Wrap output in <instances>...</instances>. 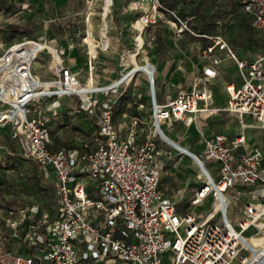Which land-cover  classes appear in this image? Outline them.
I'll use <instances>...</instances> for the list:
<instances>
[{
	"label": "built area",
	"instance_id": "2783aa9c",
	"mask_svg": "<svg viewBox=\"0 0 264 264\" xmlns=\"http://www.w3.org/2000/svg\"><path fill=\"white\" fill-rule=\"evenodd\" d=\"M145 1L131 0L127 8L139 10L135 28L140 34L169 14L177 34L189 31L211 43L202 48L206 61L194 85L165 103L150 85L151 119L146 122L139 114L133 115L126 133L115 122L112 104L106 103L99 117L98 140L83 138L75 146L54 149L44 109L66 95L76 96L79 107L90 111L100 104V95L110 84L85 82L68 65L59 47L52 50L42 45L47 39L24 35L0 49V124L10 125L14 137L24 140L25 156L51 169L58 180L53 209L44 206L38 217H29L27 209L10 208L3 216L0 264H81L92 260L107 264H264V148L249 146L246 130L250 124L244 119L250 116L264 129V50L253 58L241 57L223 33H197L177 9L161 0ZM240 1L254 28L264 33V0ZM113 3L109 1L106 9L105 0L99 14L100 29ZM94 15L87 11L82 37L91 60L98 51L110 48V41L101 33L95 36ZM138 42L136 36L133 48ZM221 51L233 59L237 81L226 83L228 99L219 107L213 103L209 85L218 76V65L224 59ZM42 53L48 56L50 75L36 71ZM144 63L152 68L153 76L157 65L149 60ZM140 72L151 78L140 67L134 77ZM123 73L112 82L114 86L129 87ZM218 111L237 114L240 129L235 134L219 131L207 135L199 130L203 144L198 151L175 141L177 153L188 155L203 178L188 198L186 209H181V198H172L161 187L162 156L172 153L161 142L168 139L165 124H188L197 116ZM144 130L146 135L140 138ZM232 202H241L243 210L235 223L229 215ZM205 203L210 207L199 211Z\"/></svg>",
	"mask_w": 264,
	"mask_h": 264
},
{
	"label": "rangeland",
	"instance_id": "374dc122",
	"mask_svg": "<svg viewBox=\"0 0 264 264\" xmlns=\"http://www.w3.org/2000/svg\"><path fill=\"white\" fill-rule=\"evenodd\" d=\"M109 1L111 0H106V9H109ZM130 1L131 0H113L114 3L112 6H110L114 14V21L116 22V24L118 23L117 31L120 45L117 51L120 52V60L117 64L109 60L108 62H106L107 68L111 69L110 72H102V70L100 72L99 67L98 72L100 74V79L97 80L98 83H96L101 85L110 84V89L106 92L103 102L112 104L115 111L114 113L116 116V122L120 124L122 129L125 131L130 128L132 122L131 117L135 114H141V104H144L148 111L151 110L152 103L151 94L149 91L150 78L145 72H140V74L138 73V75L135 77V81L133 80L134 82H131L132 85L131 83L129 84L128 88H126L125 84L121 85L120 87L116 85L114 86L112 82L115 79H120L122 77V72H124L123 77L127 81V83L130 82L134 77L133 73L137 67L142 68L151 76L152 68L148 67V65L146 66V63L144 62L146 61L147 57L153 56L152 49L153 44L156 41H158L159 43L160 59L163 60L169 58L170 56L168 50L171 49V47L168 46V42H166L164 39L163 30H161V32L159 33V31H155V28L151 26H146L144 30L145 40L143 38V35L138 34V45L135 49L131 48V43L129 42L135 40L136 36L134 37L130 30L135 29L134 27L136 19L139 17L140 12L139 10L127 9L128 3ZM147 1L150 2V0ZM185 1L189 2L192 8L195 7L193 3L199 1L200 4H202V9L205 8L204 13L202 14L203 20L205 19L204 26L207 28H211V30H218V32H222L228 39V41L237 48L242 57L253 58L256 53L264 50V33L259 30L257 31L260 32V34H257V32L254 33V29L251 24L252 20L248 15H244V10L242 9L239 0ZM210 4H213L212 9H206V6H209ZM104 5L105 0H0V49H4V46L7 42H10L15 38H20L21 36L27 35L28 37L47 39V41H42V45H48L52 50H55L56 46L59 47L60 51L64 52L67 61H69L71 54L76 52L75 48H77L81 54L85 55L87 48H85L84 45L80 44V42H83L82 37L85 33L86 13L88 10L94 11V19H96L95 23H99L101 21L99 14L101 10H103ZM215 5H218L219 8L215 7ZM221 16L223 19L219 20L220 22L219 24H217L218 27H216V25L212 23V21H215ZM108 17L106 19L104 18L105 26L100 30V33L104 36L105 39L107 35H110V33L107 34L110 23ZM170 17V15L163 16L162 18L164 20L161 18V23L165 25L172 24L169 21ZM183 18H185V15ZM191 20L192 19H188V24L193 30H195V32L203 30L201 28L198 29L199 27L197 28V25L192 24ZM164 26H162L161 28L164 29ZM172 26L174 29V31L172 32L173 40L183 45L182 49L184 50V56L182 57V61L193 59L197 63L198 60L201 59V56L203 58H206V56L203 55V51L202 49H200V47L203 48L204 46H206V44L211 43L210 39L194 35L189 31H185L188 34L187 39L184 40V37H182L181 39L177 40L176 36H178L179 34L176 33V29L173 24ZM126 28L130 29L125 30L124 32L125 36L128 39L127 43L129 46V59L127 54H125L123 44V30ZM89 32L91 33V28H89ZM143 42L145 44L142 50L143 52L141 53L142 57L140 56V58H138L137 55ZM73 43H75V47L71 48V45H73ZM186 47L190 49H186ZM91 50L93 52L95 51L93 45H91ZM42 56V59L39 58L37 60L36 71L40 75H50L51 71L48 67V56H46L44 53H42ZM186 64L188 65V63ZM178 65L179 68H183L182 70H184L185 74L188 73L189 68L184 66V64L178 63ZM174 66L177 65L172 61L170 63L165 62L160 68L161 71H165V77L161 81L159 79H156L154 83V85L159 88L157 91V98L159 100L170 98L176 92L179 93V91L181 90H189V88L195 83V80L193 79L185 81L182 85L181 82H176V80L172 78V71L174 70ZM80 68L84 72L86 77L87 70L85 64H82ZM227 70L230 69L228 68ZM233 72L230 73V76L232 75L237 77V70ZM156 76H158L157 73ZM90 80L93 81V77H91ZM229 80L232 79L226 78L225 81ZM234 80H237V78H235ZM84 81L89 82V80L86 78L84 79ZM216 83L217 87L219 88V97L220 99H223L225 93L222 86V80H217ZM212 86H214V84L209 85V87ZM67 99L68 98L66 95L60 96L57 104L62 105L66 103ZM114 99H116V102H114ZM51 101L54 100L52 99ZM42 105L44 107L45 102H43ZM148 118H151V114L148 115ZM69 123L77 126L80 122ZM202 123L203 122H191L188 124L179 123L174 127L173 133H170V135H172V137L175 139H177V137L179 136L183 140L184 146L186 145V141H188L190 148L198 151L199 147L201 148L203 143L200 140L201 137L199 132L197 131L198 128L196 127V124L200 128L199 130H203L205 132V125L203 126ZM236 123L237 122H235L234 120L228 122L229 127H234ZM168 124L174 123L168 122ZM222 125L225 124L216 123L215 125L210 126L220 128L222 127ZM55 128L58 129V131H54L53 134L55 143V139L57 138H61L63 140V143H67L69 139H73V137L76 136V127L70 126L67 130L64 131L59 130L58 126H56ZM250 130L253 131V134L251 136H258V132L260 131V129H254L251 127ZM250 130L248 131L249 133ZM166 140L167 142L163 140L161 142L167 146V150L171 149L172 153L169 154L168 152H166L162 156L164 171L161 186L162 188L164 187L166 189L167 193H169L170 195H174V198H181L179 207L181 209H186V207L188 206V198L193 193L191 190L192 187L196 189L203 178L200 179L199 177V169L197 167V164L185 153H177V150H175V147L170 142V140ZM19 147L20 148L18 150H20L21 152H25L23 142L19 143ZM18 163L22 162L18 161ZM21 167L23 169L27 167L28 183L29 181H31V183L28 184L27 188L28 194H30L29 192H31V194H36L40 191H43V193L41 192L43 195L41 197V201L44 204L48 205L47 208L53 209L57 205V193L51 186H49L48 189L44 190L40 187V174L42 173H37L38 164L33 159H28V162H25V164ZM9 169H15L18 171L20 167L19 165L14 166L13 164L8 162V158L6 159L2 157L0 163V227L4 225L2 221V214L5 209L15 208L25 203L24 201H21L19 199L20 192H15L11 187L9 188L6 185L3 174L9 172ZM209 207L210 203H205L204 205L199 206V208L197 209L201 211L203 209L207 210ZM229 215L233 223H235L236 217L243 215L241 202L231 203L229 208ZM245 235H249V232H247ZM258 241L260 240L254 239V242Z\"/></svg>",
	"mask_w": 264,
	"mask_h": 264
},
{
	"label": "crops",
	"instance_id": "0c3cea01",
	"mask_svg": "<svg viewBox=\"0 0 264 264\" xmlns=\"http://www.w3.org/2000/svg\"><path fill=\"white\" fill-rule=\"evenodd\" d=\"M145 2L148 3L147 0ZM208 7L209 6H206V9H208ZM204 9H202V11ZM167 15H169V14H167ZM247 15L250 17L249 14H247ZM192 16H190V19L191 18L193 19ZM114 19H115L114 14H113V12H111L110 16L108 17L110 24H109L108 31H107V34L110 33L111 37H110V35H107V37H106V40H108V41H110V39H111L110 48L108 50L98 51L96 59L91 60L89 58L87 50H86V54L84 55V54H81L77 48H75L76 52L71 54L69 61H67L68 65L71 66L72 70L74 72L78 73L83 80L86 78L89 81H91L90 78L93 77V81L95 83H98L97 80L100 79V74L98 72V68L100 67V72H101V70H102V72H104V71L110 72L111 69L107 68L106 62H108V60L112 61L113 63H116V64L119 62L120 52H118L117 49L120 45V40L118 37V31H117L118 23L116 24ZM162 19H159V21L155 24L148 25V26L155 28V31L157 30V31H159V33L161 32V30H163L164 39L166 42H168V46L171 47V49L168 50L170 57L162 60V59H160V56H159V54H160L159 43H158V41H156L153 44V49H152L153 50L152 51L153 56L146 58V60H149V61H152L153 63H155L157 65V68H158L157 72H155L153 74V76L149 79V81H150L149 86L151 85V89L153 92L154 91L157 92L159 89L157 86L154 87V83H155L156 79H159L161 81L165 77V73H164L165 71L160 70L161 66L165 62L170 63L173 61V63H175L177 65V66H174V70L172 71L173 72L172 78H174L176 80V82H181V85H182L185 81H188L191 79L195 80L194 82H196V80H198V78L203 74V66H204L205 61H206V58H203L202 56H201V59L198 60L197 63L193 59H189L188 61L187 60L182 61V57L184 56V50L182 49L183 45L181 43L179 44L178 42L173 40L172 32L174 31V29H173L172 24H169V25L162 24L161 23ZM169 21L172 23L171 17H170ZM192 22H194V20H192ZM162 26H164V29L161 28ZM100 30H101L100 29V22L99 23L97 22L95 25V36H96V38H98V36L100 34ZM125 30H130V29L126 28L123 30L124 51H125V54H127L128 59H129V52H128L129 46L127 43L128 39L124 34ZM130 31L132 32V35H134V37L137 36L138 34H140L136 30V28L132 29ZM144 32L141 35H143V38L145 40ZM187 35H188L187 32H183L176 37H177V40L181 39L182 37H184V40H186ZM129 43H131V48L135 49V48H133L134 44H135V40H133ZM80 44L84 45L85 48H87L85 43L80 42ZM73 47H75V43H73V45H71V48H73ZM187 48L188 47H186V49ZM188 49H190V48H188ZM200 49H202V47H200ZM142 52L143 51L141 50L140 53L137 55L138 58H140V56L142 57V55H141ZM237 52H238L237 54L240 53L239 51H237ZM221 54L224 56V59L218 65V71H219L218 76L216 78L211 79V81H210L211 84H214V86H212L213 92H214V100H213L214 105L219 106V107L224 106L227 102V99H228V94H227L226 87H225L226 86L225 84L228 82V81H225L226 78L232 79L229 81H237V80H234L235 78H237L236 76H232V75L230 76V73L236 70V66H235L233 59L227 58L226 57L227 54L224 51H221ZM156 57H158V58H156ZM177 62L179 64H184V66L189 68L187 74H185L184 70H182L183 68L182 69H181V67L179 68V65ZM186 63H188V65ZM82 64H85V66H86V70H87V76L86 77H85L84 72L80 68V66ZM184 66H182V67H184ZM228 68L230 70H227ZM156 73L158 74V76H156ZM233 74H234V72H233ZM134 79H135V77H133V79L128 83H131ZM217 80H222V86L224 88V93H225V96L223 99H220V97H219L220 93H219V88L217 87V83H216ZM181 85H180V87H181ZM177 93L178 92H176L172 97H174ZM105 95H106V92L101 95L100 104L97 105L96 107L92 108L90 111H85L79 107V104H78L79 101H78V98L76 96H67L68 99H67L66 103H64L62 105H58L56 102V104H52L45 109L44 112H45V116L48 119V123L51 127L50 130H51L52 138H53L54 131H58V129L55 128L56 126H58L59 130H61V131L67 130L70 126L76 127V130H75L76 136L73 137V139H69L67 141V143H63V140L61 138L55 139L56 143H55L54 139H52V142H53L52 147L54 149H58L61 147L75 146L83 138H90L94 142L99 139L98 122H99L101 110H102L103 106L106 104V102H103ZM170 98H167L164 100H159V101L162 103H165ZM140 109H141L140 110L141 114H139V115L143 118L144 121L149 122L150 121L149 119H151V118H148V115L151 114V110L148 111L144 104L140 105ZM114 119L116 122L115 113H114ZM244 119H245V122H248V124H250V126L246 130V135H247L249 146L259 145V146L264 148V129L257 126L256 121L253 118H251L250 116H245ZM233 120L235 122H237L236 125L234 127H229L228 122H231ZM69 122H80V123L77 126H74L72 123H69ZM192 122H203L202 123L203 126L205 125V127H204L205 128V134H207V135H210L212 133L219 132V131H224V132H227L229 134H235L240 129L239 117L237 116V114L232 113V112H228V111H218L215 113L208 114L207 116H197ZM173 123L175 125L174 124H168V123L165 124L166 125V132H167V134H169V135H167L168 136L167 138L170 141H177V139H179L178 141H181L182 139L179 136L177 137V139H175L172 137V135H170V133L172 134L174 127L177 126V124L182 123V122L181 121H175ZM216 123H224L225 125H222V127H220V128H217L215 126H213V127L210 126V125H215ZM116 124H117L118 128L120 129V131H122L123 133L127 132L128 129L125 131L122 129L120 124H118L117 122H116ZM196 127L198 128L197 131H199L200 128L197 126V124H196ZM250 127L254 128V129H260V131L258 132V136H251L253 134V131L250 130ZM249 130H250V133L248 132ZM146 132H147V130H145V132L142 131V133L140 134V138H144L146 135ZM20 142H23V146L25 149L24 140L20 137H18V138L14 137L11 126L8 124H0V163H1V159L3 157L6 159L8 158V162L13 164L14 166L19 165V167H20V169L18 171L15 169H9V172H6L5 174H3L6 185L9 188L11 187L13 191L20 192L19 193V197H20L19 199L21 201L25 202V203L19 205L18 207H15V208L27 209L29 217H32V216L38 217L40 215V209L44 206L48 207V205L44 204L41 201V197L43 196L42 195L43 191H40L36 194L35 193L31 194V192H29L30 194H28V192H27L28 184H30L31 181H29V183H28L27 167L23 169L21 166H23L25 164V162H28L29 158H27L25 156L24 151L21 152L20 150H18L20 148L19 147ZM187 142L188 141H186L185 146L187 148L193 150V151H196V150L190 148L189 142L188 143ZM180 144L183 145V140ZM200 149L201 148L199 147V150ZM175 150H176V148H175ZM17 160L19 162H22V163H18ZM35 162L38 164L37 173L38 174L40 172L42 173V174H40V176H41L40 177V183H39L40 187L44 190V189H48V187L51 186L53 188V190L57 193L58 180H57L54 172L51 169L45 168L39 162H37V161H35ZM162 190L165 191V193L167 195L174 198L173 197L174 195H170L169 193H167V191L164 187L162 188ZM191 190L193 192L194 188L192 187ZM8 209L9 208L4 210V212L2 214V218L6 214ZM109 262L112 263L111 261H109ZM81 264H107V263L103 260H92L89 262H83Z\"/></svg>",
	"mask_w": 264,
	"mask_h": 264
},
{
	"label": "trees",
	"instance_id": "16d2710c",
	"mask_svg": "<svg viewBox=\"0 0 264 264\" xmlns=\"http://www.w3.org/2000/svg\"><path fill=\"white\" fill-rule=\"evenodd\" d=\"M240 1V0H239ZM161 2L165 5V6H167V7H169V8H172V9H177L178 10V13L182 16V17H184V15H185V18H188V19H190V16H192L193 17V19L192 20H194V22H192V20H191V23L192 24H195V25H197V28L198 29H203L202 31H196L197 33H206V34H216V33H219L218 32V30H211V28H207V27H205L204 26V22H205V19L203 20V16H202V14L204 13V10L202 11V4H200V2L199 1H197L196 3H193L194 5H195V7L194 8H192V6L190 5V3L189 2H187V1H185V0H182V1H178V0H161ZM240 4H241V7H242V3H241V1H240ZM212 7H213V4H210L209 5V7H208V9L210 8V9H212ZM215 7H217V8H219V6L218 5H215ZM243 9V8H242ZM193 11V12H192ZM195 11V12H194ZM247 12L246 11H244V15H246L247 16ZM250 18H251V16H250ZM220 19H223L222 18V16L220 17V18H218V19H216L215 21H212V23H214L215 25H216V27L218 26L217 24H218V21L220 20ZM252 20V19H251ZM251 24H252V21H251ZM252 27H253V29H254V33H256L257 32V34H260V32H258L257 31V29L256 28H254V26H253V24H252ZM195 31V30H194ZM222 33V32H221ZM230 43V42H229ZM231 45H232V47H233V49L237 52L238 50H237V48L232 44V43H230ZM207 45V44H206ZM238 55H240L241 56V54H238ZM242 57V56H241ZM29 251L31 252H33V250L32 249H29ZM26 253H28V249L26 250Z\"/></svg>",
	"mask_w": 264,
	"mask_h": 264
},
{
	"label": "bare ground",
	"instance_id": "6f19581e",
	"mask_svg": "<svg viewBox=\"0 0 264 264\" xmlns=\"http://www.w3.org/2000/svg\"><path fill=\"white\" fill-rule=\"evenodd\" d=\"M107 18V17H106ZM105 18V19H106ZM110 24V23H109ZM172 144H173V146L177 149V147H178V143H175V141H170ZM179 142V144L182 142V141H178ZM182 145V144H181Z\"/></svg>",
	"mask_w": 264,
	"mask_h": 264
}]
</instances>
